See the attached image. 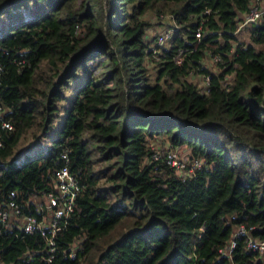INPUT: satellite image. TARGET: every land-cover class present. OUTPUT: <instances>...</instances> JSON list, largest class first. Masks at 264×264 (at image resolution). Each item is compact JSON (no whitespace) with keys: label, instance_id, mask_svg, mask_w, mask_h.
Masks as SVG:
<instances>
[{"label":"trees","instance_id":"trees-1","mask_svg":"<svg viewBox=\"0 0 264 264\" xmlns=\"http://www.w3.org/2000/svg\"><path fill=\"white\" fill-rule=\"evenodd\" d=\"M250 4L0 0V94L14 125L0 131L1 191L27 200L53 189L65 149L84 183L51 260L40 232L1 227L0 264H231L219 250L238 224L264 237V15L238 28ZM150 11L174 19L156 54ZM181 48L188 52L178 64ZM206 72L204 94L196 78ZM31 128L36 148L17 149ZM160 137L204 159L202 169L183 180L157 165ZM77 241L82 248L70 258ZM233 256L234 264H264L244 236Z\"/></svg>","mask_w":264,"mask_h":264},{"label":"built area","instance_id":"built-area-1","mask_svg":"<svg viewBox=\"0 0 264 264\" xmlns=\"http://www.w3.org/2000/svg\"><path fill=\"white\" fill-rule=\"evenodd\" d=\"M209 13L210 9L207 8ZM264 15V0H251L249 10L242 14V19L239 21L238 28L258 21ZM170 17L171 15H161V17ZM174 28H167L156 34L155 41L152 43V52L156 54L162 46H165L173 34ZM196 36L201 40L203 36V26L199 25L196 29ZM188 50L181 48L175 55L176 62L181 64ZM220 59L218 55L212 57L213 62ZM207 67L205 62H202L200 69ZM3 66L0 63V75L2 74ZM211 73L206 72L201 74V79L198 83L202 93H208L210 89ZM10 108L4 103L0 94V131H12L14 125L11 118L7 117ZM4 146L0 135V148ZM152 159L157 165L165 164L174 169L178 176L186 180L197 174V171L204 166V159L191 158L189 155H183L179 149L163 148L156 146L153 149ZM61 163L54 168L52 177L54 180V188L43 192L40 196L36 195L30 199L24 200L19 195L16 189L9 190L5 195L0 187V228H20L26 233L40 232L45 239L47 251L49 253L48 260H51L57 249V235L61 230V224L65 218L70 216L76 209V200L84 188V183L81 181L77 172L72 169L71 158L67 149L62 151L60 155ZM38 198V199H36ZM254 227L247 226L244 223L238 224L230 239L219 250L221 257L228 258L233 263L234 250L237 247L238 238L244 236L246 247L250 250H255L264 253V237H256L253 235ZM82 248L81 242L77 241L72 249L66 254L70 258L77 256V250Z\"/></svg>","mask_w":264,"mask_h":264},{"label":"rangeland","instance_id":"rangeland-1","mask_svg":"<svg viewBox=\"0 0 264 264\" xmlns=\"http://www.w3.org/2000/svg\"><path fill=\"white\" fill-rule=\"evenodd\" d=\"M145 17L147 19H149V21L153 24L151 27H149L148 34H147V38L150 39V40L153 37H155L157 33H159L160 31H162L164 29L169 28V26H172L174 24L172 19L170 17H168V16L161 17V19H162V22H161V20L158 17V15L155 14L154 12H151V11L147 12L145 14ZM239 36L240 37H246V34L244 32H242ZM154 41L155 40L152 39V42H154ZM205 62H206V65H209V66L210 65L211 66L214 65V63H213V61L211 59L208 60V61L206 60ZM149 67L153 71V65L150 64ZM67 93L72 95L71 91H69ZM64 116H65V114L63 112H61L60 115L55 119L54 126L46 133L45 136L42 137L41 144H40L42 149L45 150L46 148H48L51 145L52 139L57 136V133H58V131L60 129V126L62 124ZM37 132L39 133V131L36 130V128H31L30 131L21 138L17 149H20V150L23 151V150H25L26 148H29V147L33 148L34 147L33 146L34 142L37 139V137L35 135V133H37ZM162 139H164V138L160 137V139L154 140V143H153L154 148L156 146H161L163 148L169 147L168 144L163 142ZM34 148H36V147H34ZM176 149H179L180 153H182L183 155H185V154L189 155L186 152L188 150V147H186V146H179ZM38 196H40V195H38ZM36 199H38V198H36Z\"/></svg>","mask_w":264,"mask_h":264},{"label":"crops","instance_id":"crops-1","mask_svg":"<svg viewBox=\"0 0 264 264\" xmlns=\"http://www.w3.org/2000/svg\"><path fill=\"white\" fill-rule=\"evenodd\" d=\"M196 79H197L198 81H200V79H201V76H198Z\"/></svg>","mask_w":264,"mask_h":264}]
</instances>
